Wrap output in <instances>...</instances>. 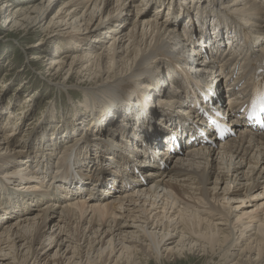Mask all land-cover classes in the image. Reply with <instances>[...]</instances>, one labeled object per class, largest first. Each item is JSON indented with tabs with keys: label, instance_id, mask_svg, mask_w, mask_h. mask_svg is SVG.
<instances>
[{
	"label": "bare ground",
	"instance_id": "bare-ground-1",
	"mask_svg": "<svg viewBox=\"0 0 264 264\" xmlns=\"http://www.w3.org/2000/svg\"><path fill=\"white\" fill-rule=\"evenodd\" d=\"M58 1L25 0L22 5L17 2L16 7H12L13 0H6V4L0 5V17L7 26L26 25L28 30L35 31L43 26ZM180 1L185 14L171 0H141L140 3L116 0L117 7H114L115 0H69L57 11H62L60 15L50 19L46 31L51 24L60 22L59 26L71 25L73 31L86 26L87 30L103 34L101 31L111 25L107 32L113 38L109 45L103 38L93 44L85 35L63 41L62 45L70 46L68 51L78 49L77 46L84 49L73 57L70 54V60L68 51L58 61L51 52L44 53L40 49L33 53L32 59L38 61L52 54L49 71L58 66L56 75H61L65 65H69V72L78 68V75L85 70V75L89 72L88 77L93 75V79L100 78L104 83L127 73L137 59L155 65L146 69V78L141 83H127L138 84L133 89L116 88L114 91H122L108 97L109 92L94 99L82 98L84 105H91L89 117L95 115H92L95 121L92 132L102 138L90 139L89 128L86 131L78 122L76 130L65 129V132L55 128L58 131L53 138L44 134L29 139L27 134L17 133L22 122L13 111L6 123L0 124V201L3 199L0 224L8 220L10 223L18 214V218L29 215L32 207L39 208L41 213L22 218L14 230L11 225L2 227L0 252L4 250L1 244L11 245L14 252L19 248L17 244L27 245L21 264H31L30 255L32 259L39 255L34 244L45 243L43 233L51 222L49 218L60 209L62 224L55 225L63 234L60 239L73 240L78 245L70 246L76 251L69 258L58 260V264H143L147 259L163 264V259L184 257L194 249L205 255L210 249L214 251L212 255L220 251L227 255L232 251V258L241 259L230 264L264 263V207L262 218L248 214L251 221L245 223L236 214L239 206H234L253 201L257 190L259 195H264V116L261 121L253 122L245 112L239 113L236 109L244 94L246 103L249 92L257 85L256 71L259 62L264 61V0ZM89 2L85 14L79 16L78 10ZM157 4L160 6L154 7L156 12L149 15L148 9ZM166 5H169L168 13L163 19L160 15ZM71 6L72 9H66ZM206 9L208 11H204ZM134 10L138 19L130 30L125 29L131 21L128 14ZM196 10L203 21L194 13ZM71 19L75 21L69 23ZM183 23L187 24L184 27L187 33L181 29ZM97 47L103 51L94 53ZM97 69L105 72L98 77ZM64 83L55 82L61 87ZM4 86L2 81L1 87ZM223 87H227L226 91ZM161 95L175 103L159 105ZM130 99L137 103H131ZM220 103L224 105L218 106ZM81 118L77 113L76 120ZM9 120H13L15 129L4 134L2 129ZM76 132L75 136L71 135ZM105 137L108 145H104ZM20 148L23 150L18 153ZM103 159L111 160L109 163ZM113 161L117 162L113 174L102 179L101 172L114 167L110 166L114 165ZM99 165L102 167L98 168ZM11 167L12 174L10 171V177L5 179L6 170ZM20 176V183L12 185L13 178ZM25 176L29 178H23ZM89 177L99 185L87 194L93 213L89 232L95 229L96 236L87 238L81 230V237L71 238L64 232L71 234L73 223H77L80 230V224L87 220V200L80 201V198L86 196ZM36 189L42 193H34ZM117 192L119 194L113 195ZM46 200L65 205L42 202ZM39 202L43 204L38 205ZM159 210H163L165 222H158ZM170 210L171 213L177 211L180 221L174 222L173 217L168 216ZM254 221L260 222L254 225ZM126 224L127 233H124L122 228ZM20 226L25 234L19 232ZM53 234H49V240ZM82 240L84 243L79 245ZM216 243L223 248L215 250ZM243 243L245 247L237 249ZM118 247L121 253L116 257Z\"/></svg>",
	"mask_w": 264,
	"mask_h": 264
},
{
	"label": "rangeland",
	"instance_id": "rangeland-1",
	"mask_svg": "<svg viewBox=\"0 0 264 264\" xmlns=\"http://www.w3.org/2000/svg\"><path fill=\"white\" fill-rule=\"evenodd\" d=\"M8 1H10V0H8ZM38 1H42V0H35V2H38ZM66 1H69V0H60L57 3H55V6H54V4H53V6L51 5L52 9L48 13V17L46 19V22L43 23L42 27L36 28L35 31L34 30H28L26 25H22V26L18 25L16 27L7 26L6 25L7 23H5L6 21H4L2 19V17H0V105L2 107V110H0V124L6 123L5 121L12 111L15 112L17 115L19 114V116L21 117L19 121H21L22 123L19 122L20 127H19V130H17V133L20 132V134H27L26 137L29 139H35L37 137L43 136L44 134L47 136L50 135L51 138H53L55 136V135H53L54 132L58 131L59 129L62 131L65 129L66 130L67 129L76 130L74 127H75V125L78 124V122L81 123L82 128L83 129L85 128L86 131L89 128L88 131H90V133L92 135L91 134H89V135L87 134V135L90 137V139L102 138L98 134L96 135V134H94V132H92L91 126L95 122L94 119H92V118L95 115L92 114L93 116L91 115L89 117V115L91 113V111H90L91 105L90 104L84 105L86 102L83 101L82 98L87 97L86 99H89V98H93L94 96L109 92L108 95L106 96V97H108L114 93L121 92L122 90L133 89V87H136L139 83H141V81L144 78H146V74H147L146 69H148V68L151 69V67L153 65H155L154 62L150 63V62H145V61H142L140 59H137L130 65V68L127 71V73L120 74L115 79L107 80L104 83H103V81H100V78L93 79V75H90L88 77L89 72L85 75V73H86L85 70L80 71L78 73V75H77L78 68L69 72L68 71L69 65H67V66L65 65V68L61 72V75L54 74L55 71L57 70L58 66L55 67V69L52 72L49 71V69H51V64H52V60L49 57L52 56V54H53L54 55L53 58L57 59V61H58V60L63 58V54L67 53L68 47H70V46L62 45L63 41H67V40L72 41L75 38L78 39V37L85 35L90 40V42H92L93 44L97 42L96 41L97 39L101 40L103 38L104 42L107 43V45H109L112 41L110 39H113L112 36H110L111 34L107 32V29H110L111 25H109L108 27L104 28L101 31V32H104L103 34H99L98 32L93 31V30H87L86 26H83L81 29L77 28L76 30L73 31L71 25L59 26L58 24L60 22L54 26L51 24L49 29L46 31L45 27L49 26L50 19L52 17L57 18L60 15V13L62 11L58 12V13H57V11H60L61 6H64L63 3H65ZM81 1H83V0H81ZM92 1L95 2L96 0H91V2ZM140 1L141 0H138L139 3H140ZM156 1H159V0H156ZM171 1L174 3V5H178V8L182 11V13L185 12V7L182 6V3L180 0H171ZM190 1L193 2L194 0H190ZM13 2H14V4L12 7H14V6L16 7L17 2L20 3V5H22L21 3L25 2V0H13ZM91 2H89L87 5H85L86 7L82 8V9L80 8L78 10V12H80L79 16H82V14L83 15L85 14V12L87 11L86 9L89 7ZM194 2H196V0ZM4 3L6 4V0H0V5H2V4L4 5ZM24 5H26V4H24ZM117 5L118 4L116 3V0H115L114 7H117ZM51 6H50V8H51ZM93 6L94 5H92L91 8H93ZM159 6H160L159 4L151 6L148 9L149 10L148 14L151 15L152 13H155L156 9L154 7H159ZM168 6L165 10H163V11L161 10L162 13L160 16L163 15V19L166 18V16H167ZM189 6H191V5H189ZM72 8H73V6L67 7L66 9H72ZM63 11L65 12V10H63ZM204 11H208V9H206ZM194 13H196V15H199V17H200L199 10L194 11ZM169 14H171V13H169ZM126 15H127V13L125 14V16ZM171 15H173V14H171ZM183 15H181V17ZM206 15H209V14L206 13ZM211 16H214V15H211ZM128 17H130L129 19L131 21L128 25L126 24L125 29L128 28V30H130L133 22L138 19V17L136 16V10H134L133 12L128 14ZM79 18H81V17H79ZM200 20H202V17H200ZM57 21H59V20H56V22ZM74 21H75L74 19H71L69 23H73ZM82 24H84V22H82ZM185 26H187V24L183 23L181 26V29L183 30V32H188V31H184ZM206 26H207V24H206ZM198 31H200V30L198 29ZM68 32H74V33H72V35H67ZM151 39H152V37L147 39L148 43L151 41ZM140 40L141 39H138V41H140ZM65 43H64L65 45L69 44V42H65ZM142 43H145V41H143ZM144 46H145V44H144ZM77 48L78 49H76V50L68 51L69 52V57H67L68 60H70V54L73 57L74 53H76V52L81 53V51H84V49H81L80 46H77ZM40 49L44 53L51 52L52 54H48L49 56L43 57L42 61H38L37 58L32 59L33 53L37 52ZM100 51H103L101 49V47H97V48H95L94 53H98ZM189 53H191V51ZM45 55H47V54H45ZM30 62H31V65L29 64ZM93 71L94 70H92V72ZM102 72H105V71L101 70V72H99L97 69L98 77L100 76V73H102ZM101 75H104V74H101ZM212 76L213 75H211V77ZM105 77H107V75ZM56 80H59L61 82L65 81V83L61 87V85L55 84ZM2 81H4V83H5L4 87H1ZM129 81H131V82L137 81L138 84H136L134 86L128 85L127 83ZM221 81H222V79H221ZM208 82L210 84V81H208ZM216 83L217 84L219 83V79H218V82H216ZM150 86L151 85H149V87ZM123 87H125V88L122 90L114 91V89H116V88H123ZM223 88L226 91V88L225 87H223ZM172 91H174V93L176 92V90H174V89ZM28 96L32 97L33 99L32 100L29 99ZM165 98H167V97H165L163 95L159 96V98H158L159 103L158 104L160 105L163 102L175 103V102L168 100V99H165ZM130 100H132L131 103H134V104L137 103L136 100H134V102H133V99H130ZM26 101H28L27 104H25ZM223 102H224V100H223ZM148 104L151 105L150 103H148ZM217 105L223 106L224 104L220 103ZM180 106H181V104H180ZM8 107H10V108H8ZM131 108H134V107H131ZM84 109H86V110H84ZM191 109H192V107H191ZM77 113L81 114V117H82L81 120L80 119L76 120ZM96 116H98V115H96ZM193 116H195V114H193ZM110 119H111V117L108 118V123L110 122ZM30 120L33 123L30 124V122H29ZM12 121L13 120H9L8 121L9 124L7 126L5 125L6 127L5 126L3 127L2 130H3L4 134L13 132V130L15 129V126L12 124ZM6 128H8V129H6ZM55 128H57L58 130H55ZM134 128H137V126ZM146 128L149 129L148 124L146 125ZM51 129H53V130L51 131ZM66 130H65V132H66ZM75 134H78V132L72 133L71 135L75 136ZM84 134H85V132L82 135H84ZM13 136H14V134L11 135L12 138H13ZM65 136H66V134L63 135V137H65ZM107 137H105L106 141H105L104 145H108V143H109ZM92 142H94V141H92ZM130 143H132L134 145V142H130ZM143 145H145V144H143ZM166 145L169 146L168 144H165V147H167ZM13 148H14V146H11V149H13ZM33 149L34 148L31 149L32 152H33ZM22 150L23 149L20 148L18 153H21ZM152 150H153V148H152ZM29 152H28V155H30ZM28 155L26 154V157ZM110 156L111 155H108V157H110ZM103 160L110 163L111 159L108 161L106 159H103ZM110 166H114V165H112V163H111ZM101 167L102 166L99 165L98 168H101ZM66 168H67V166L65 165L64 170ZM56 169L59 170L58 168H56ZM115 169H116L115 166L112 168H109V170H107V173L108 174L113 173ZM62 170H63V168L59 171V175H60V173H62ZM10 171L12 174V171H13L12 167H11V170H6L7 175L4 176L5 179H6V177L9 176ZM122 171L124 174H126L125 170H122ZM100 176L102 177V179H108V177H109V176L106 178L103 177L102 172H101ZM21 177L22 176L17 177V178H13L14 183L12 185L19 184L20 183L19 178H21ZM23 178H29V177L25 176ZM91 182H92V184H91ZM96 185H97V182H95L92 178L89 177L87 180V183H86V186H87V189L85 190L86 196L80 198V201H82L86 198L85 200H87V201H86L85 207L89 209V212H88L89 215L87 214V220L80 224V227H82V228H79L80 230L77 229V223H73L72 224L73 229L71 230L72 233L69 234L68 231L64 232L68 236H71V238H74V237L78 238V235L81 237L82 236V234L80 233L81 230L83 233L87 234V238H94V236H96V234L94 233L95 229L92 232H89V229L91 227L89 221H90V218L92 217L93 213H91V208H90L92 204H90L88 202L90 195L89 196L87 195L88 192H90V190L93 188L92 186H96ZM209 186H212V185H209ZM97 187H98V185H97ZM223 187H224V185L222 186V188ZM105 189H106V187H105ZM105 189H104V191L106 193ZM29 190H31V189H29ZM104 191H102V192L104 193ZM36 192L42 193L40 191V189H36L34 191V193H36ZM4 194H5L4 198L6 199L7 192H5ZM117 194H119V192H117L113 195H117ZM255 194L257 196L250 203L239 204V205H236L238 203L234 204V206H239V208H236V214H239V216L241 217V219H240L241 222L243 221L245 223H250L251 219L248 218V216H249L248 214H250L252 216L257 215V216H259V218H262V214H263L262 209L264 207L262 205V202H264V195L263 194L259 195L258 190L255 192ZM2 201H3V199L0 202L2 203ZM46 201H42V202H44L45 204L50 203V204L58 205V206L65 205V204H60L61 202H51V201L46 202ZM42 202H39L38 205H40ZM1 203H0V205H1ZM38 210H39V208L32 207L30 209L31 213L29 215L18 218L17 216H19V214L18 215L16 214L17 216H14L11 219L12 221H10V223H8L9 220H8V222L3 221V224L2 225L0 224L1 225L0 226V228H1L0 232L2 231V227L8 226V225H11L12 230H14L16 228L17 224L21 223L22 218H25L27 216L32 217V216L36 215L37 213H39L41 215V213ZM159 211H160L159 217L157 218L158 222L159 223L165 222L166 219H164V220L162 219V217L164 215L163 210H159ZM171 211L172 210L169 211L168 216L171 215L174 219V222L180 221V219H177L178 218L177 211H175L174 213H171ZM61 218H63V217H61V215H60V209L57 210V213L55 215H53V217L49 218V220H51V222L48 224V227L46 228V230L43 233V235L45 236V238H44L45 243L43 245H40V243L34 244V249H37V254H39V255L38 256L36 255L37 258L35 256L33 259H32V255H30L29 261L31 260V264H38L39 261H41V264H58V260L61 262V261L65 260V258H69L71 256L72 252L76 251V249H71L70 246L76 247V245H78V243L73 242V240L68 242L66 240L62 241V238L60 239V235H63V234L59 233L58 227L55 225L57 224V222H61L60 224H62V221H59V220H63ZM118 220L121 222L123 221L122 218H120ZM259 222L260 221H254L252 223H254V225H257ZM98 224H101V222ZM82 225H84V226H82ZM22 226H25V225H22ZM22 226H20L19 232L22 231L25 234V231L22 229ZM86 226H88L87 230H85ZM126 226H127V224L125 225V228H122V230L125 231L124 233H127ZM133 226H136V225L134 224ZM107 228H108V226L104 230H106ZM131 229H135V228H131ZM52 233H54L52 236V239L49 240V234H52ZM124 235H126V234H124ZM83 243H84V240L80 241L79 245H82ZM7 245L8 244H6V243L1 244V249H4V250L0 252V264H14V262L21 264L22 263L21 261L25 260V258L22 255L27 254V248L25 249V247L27 245L21 246L20 244H17V247H19V248L17 249L16 252H14V248L10 249L11 245H8V246ZM85 245H83V246H85ZM219 245H220L219 243H216V246H215L216 248H214V249L216 250V249H218V247H222ZM244 245L245 244L243 243V245L239 246L240 248L238 247L237 249H243L245 247ZM97 248H99V247H97ZM119 249H120V247L117 248V251ZM210 251L211 252H209L208 255L207 254L205 255V254H203V252L201 253L200 250L196 251L194 249L191 251V254H188L186 256L183 255L184 257H178L175 259L173 257L171 260L163 259V264H230V263H234L236 260L238 261L241 259V258H239V256H235L236 258L235 257L232 258V255H230L231 253H233L232 251H229L230 254H227V255H224L223 254L224 252H222V251H220L221 253H218L216 255L215 254L212 255L214 251L212 249H210ZM56 252L57 253L59 252V254L56 255L57 254ZM120 253H121V251H118V253L116 254V257H118L120 255ZM94 255H92V256H94ZM229 255L231 257H229ZM17 256L19 257L18 259H16ZM254 256H256V253L254 254ZM164 257H166L165 254H164ZM229 258H231V260H229ZM113 259H115V257ZM92 260L93 259L91 258V261ZM145 261L147 264H159L154 259H147ZM146 263L144 262L143 264H146ZM256 264H264V263L256 262Z\"/></svg>",
	"mask_w": 264,
	"mask_h": 264
}]
</instances>
